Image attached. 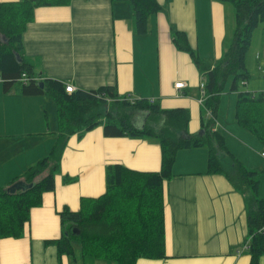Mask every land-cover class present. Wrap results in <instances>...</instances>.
<instances>
[{
	"label": "crops",
	"instance_id": "obj_1",
	"mask_svg": "<svg viewBox=\"0 0 264 264\" xmlns=\"http://www.w3.org/2000/svg\"><path fill=\"white\" fill-rule=\"evenodd\" d=\"M9 1L16 0H0ZM158 2L160 10L149 17L145 34L134 30L129 0H72L69 5L39 6L24 32L26 55L39 75L61 79L76 89L115 85L130 98H148L166 109L188 108V133L199 135L204 115L202 75L192 54L176 45L174 32L186 33L197 54L215 64L232 43L236 10L227 0ZM257 55L264 60L262 53ZM179 80L186 86L176 89ZM243 85L251 89L248 80ZM253 87L264 92V77ZM228 88L220 100L215 128L225 135L228 149L240 161L262 172L264 146L238 124L237 92ZM47 96L6 93L0 80L1 186L11 185L54 145L57 108ZM143 119H138L139 125ZM220 158L230 169L231 156L221 152ZM207 160L206 146L178 151L174 174L164 183L167 257H142L136 264H250L251 255L244 250L249 238L246 197L224 174L206 173ZM114 163L158 171L160 143L148 137L106 136L102 125L82 136L79 132L70 135L55 190L44 192L43 203L31 209L22 237L0 239V264H75L76 260L87 264L88 259L92 264L112 263L83 257L79 246L73 260L60 255L58 247L47 240L61 237L65 206L78 210L83 197H98L106 191V168ZM66 177L71 181L66 183ZM260 195L264 197L262 174Z\"/></svg>",
	"mask_w": 264,
	"mask_h": 264
},
{
	"label": "trees",
	"instance_id": "obj_2",
	"mask_svg": "<svg viewBox=\"0 0 264 264\" xmlns=\"http://www.w3.org/2000/svg\"><path fill=\"white\" fill-rule=\"evenodd\" d=\"M72 0H16L0 2V80L6 93L50 95L57 104L58 137L50 152L20 176L35 183L28 189L9 192L0 185V239L20 238L31 218V209L43 203L46 191L56 188L70 135L103 126L106 136L157 139L161 146L160 170L141 171L122 163L106 168V191L98 197H83L78 210L65 206L61 211L62 235L47 240L59 253L76 258L79 244L83 257L105 259L116 264H136L139 258H166L165 181L172 177L179 150L208 147L206 173L224 174L233 187L246 197L249 231L247 249L250 264H260L264 255V197L260 195V172L248 168L227 147L225 135L215 128L220 100L230 81L237 92L235 118L264 146V92L241 88L251 74L247 56L255 31L264 24V0H227L236 10L231 45L215 64L202 59L189 45L186 33L174 32L179 48L192 54L205 78L203 134L188 133L190 111L185 107L166 109L148 98L121 95L115 85L94 89L66 90V82L36 72V64L26 55L24 32L34 20L39 6L69 5ZM133 6L134 30L145 34L149 17L160 10L158 0H129ZM20 55V60L18 58ZM23 73L26 77L23 78ZM144 116L142 125L138 119ZM232 158L224 166L220 153ZM65 182L71 181L64 178ZM77 228L79 233L74 229Z\"/></svg>",
	"mask_w": 264,
	"mask_h": 264
},
{
	"label": "rangeland",
	"instance_id": "obj_3",
	"mask_svg": "<svg viewBox=\"0 0 264 264\" xmlns=\"http://www.w3.org/2000/svg\"><path fill=\"white\" fill-rule=\"evenodd\" d=\"M262 27L263 26H260L255 31L254 36H253V39H252V44L250 46V49L248 51V56H247V67L249 69V72L251 73V77L248 79V82H249V87L252 90L251 89H248L244 85L242 86V88L243 89L246 88L247 90H250V91H255V90H253V88H255L253 86L255 84H258V83L262 82V78L264 77V60H262V58H259L258 55L256 56V54L262 53V56L264 57L263 51H262L264 49V34L262 33ZM258 47H261L262 50L261 49H258ZM257 51H259V52H257ZM36 72H37V70H36ZM229 85H230V81H228V83L226 85V88H228ZM256 91H260V90H257L256 89ZM47 97L49 99H54V97H52L50 95H48ZM202 99H204V98H202ZM54 101H55V99H54ZM55 105H56V108H57L56 101H55ZM51 118L53 119L52 116H51ZM55 124H56V128H55L56 133H55V135L53 137L54 143L57 140L58 132H59L58 131V117H57V114H55ZM261 174L264 175V171L260 172V176H261ZM74 245L77 246V247L79 246L76 242L74 243ZM246 245L249 247L248 241L245 243V246ZM245 246H244V250H247L248 248L246 249ZM93 261H96L97 263H103V262H101L99 260H93ZM106 261H109V260H106ZM75 264H81V263H80V261L76 260L75 261ZM87 264H92L91 263V259L90 260L88 259V263ZM109 264H116V263L115 262H112V263H109Z\"/></svg>",
	"mask_w": 264,
	"mask_h": 264
},
{
	"label": "water",
	"instance_id": "obj_4",
	"mask_svg": "<svg viewBox=\"0 0 264 264\" xmlns=\"http://www.w3.org/2000/svg\"><path fill=\"white\" fill-rule=\"evenodd\" d=\"M18 58L20 60V55L18 54ZM204 132V130L202 129L200 131V133L202 134ZM34 182L33 183H27L25 180L23 179H19L17 181H15L14 183H12L11 185L8 186V191L9 192H15L18 189H28L32 186H34ZM77 233H79V230L77 228L74 229Z\"/></svg>",
	"mask_w": 264,
	"mask_h": 264
},
{
	"label": "built area",
	"instance_id": "obj_5",
	"mask_svg": "<svg viewBox=\"0 0 264 264\" xmlns=\"http://www.w3.org/2000/svg\"><path fill=\"white\" fill-rule=\"evenodd\" d=\"M25 77H26V73H23V78H25ZM185 84L186 83L183 80H179V81H176L175 87H176V89H181V88L185 87ZM200 86H201L203 94H205V90H204V88H205V78H204V76H202V78H201ZM66 89L69 92H73L76 88H75V86L73 84L66 83ZM263 155H264V152H263ZM263 230H264V228H263ZM245 248L247 249L248 246L246 245Z\"/></svg>",
	"mask_w": 264,
	"mask_h": 264
},
{
	"label": "bare ground",
	"instance_id": "obj_6",
	"mask_svg": "<svg viewBox=\"0 0 264 264\" xmlns=\"http://www.w3.org/2000/svg\"><path fill=\"white\" fill-rule=\"evenodd\" d=\"M185 82V81H184ZM186 83V82H185ZM185 86H186V84H185ZM76 88V87H75ZM67 90V89H66ZM69 92V91H68Z\"/></svg>",
	"mask_w": 264,
	"mask_h": 264
}]
</instances>
